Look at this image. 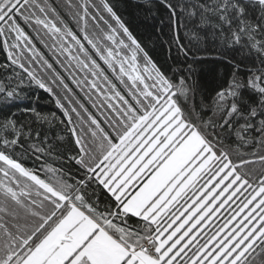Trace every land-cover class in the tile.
Returning a JSON list of instances; mask_svg holds the SVG:
<instances>
[{"label": "snow or ice", "instance_id": "snow-or-ice-1", "mask_svg": "<svg viewBox=\"0 0 264 264\" xmlns=\"http://www.w3.org/2000/svg\"><path fill=\"white\" fill-rule=\"evenodd\" d=\"M145 4L169 45L222 65L195 119L110 0H66L79 31L49 0H0V264H264V0Z\"/></svg>", "mask_w": 264, "mask_h": 264}, {"label": "trees", "instance_id": "trees-1", "mask_svg": "<svg viewBox=\"0 0 264 264\" xmlns=\"http://www.w3.org/2000/svg\"><path fill=\"white\" fill-rule=\"evenodd\" d=\"M73 2L76 3L77 1L73 0ZM94 2L97 6L101 5V0H93L92 3ZM110 2L116 5L118 13L125 20L130 30L162 70L169 76H172L177 83H179L181 78L186 79L191 89L188 92L187 100L181 99V103L186 111L192 113L194 119L197 113L202 115L205 114L207 111L206 109L204 112H201L202 104L207 105L211 103V98L215 94L223 71L222 65L211 58L193 64L191 58L185 57L183 52L174 44L169 45L167 40L169 39L170 32L166 16L162 12H156L155 9L149 11L148 6L145 4V0H110ZM49 3L57 7V10L62 16L68 15L69 10L67 9L66 0H49ZM161 20L164 21L163 24H161ZM68 23L73 29L79 31V27L75 21ZM179 34L184 39V43L189 47H194L199 44L200 47H206L212 52L213 45L216 43L210 35L201 41L193 40L190 43L183 28L180 29ZM201 35H203V33ZM37 46L51 59L52 54L49 49L44 48L39 42H37ZM2 60L3 54L0 53V61ZM190 64L192 65L191 69H189ZM57 68L66 78L68 77V73L64 72L59 65H57ZM82 76L81 74L77 75L78 78ZM69 83L77 96L88 107L89 111L96 115L97 111L94 110L92 103L84 96V92L80 93L75 85H71L70 80ZM85 91H87V89H85ZM39 94L41 99L37 103L40 110L46 113L56 112L58 116L62 115L47 93H43V91L40 90ZM93 99L95 100V94H93ZM62 127L63 126L57 125L50 130L46 129V131L49 137L53 139L57 134L65 136V141L57 142V147H59L61 151L68 150L70 152L73 148L71 138L62 131ZM232 146L235 147V144ZM24 162L29 167L35 166L37 168L43 163V161H38L34 165L32 158L25 159ZM255 167L258 169L259 165L257 164Z\"/></svg>", "mask_w": 264, "mask_h": 264}, {"label": "rangeland", "instance_id": "rangeland-1", "mask_svg": "<svg viewBox=\"0 0 264 264\" xmlns=\"http://www.w3.org/2000/svg\"><path fill=\"white\" fill-rule=\"evenodd\" d=\"M74 1H77L78 2V0H74ZM91 2H93V0H91ZM94 4H95V2H94ZM101 4V3H100ZM91 10V9H90ZM62 16V15H61ZM67 22H71V21H73L72 19H71V17L69 16V15H67V16H62ZM74 31H76L75 29H73ZM91 22H90V27H89V31L91 32ZM46 39V42L48 43V45H49V48L48 49H50L51 48V45H52V43H53V41H51L49 38H47V37H45ZM87 46V45H86ZM60 59H61V61L62 62H65V64H67V62L65 61V57H63V56H61L60 57ZM102 63V62H101ZM72 70H75L74 69V65H73V69H69V71H72ZM76 71V75H78V74H81V76L82 75H84V73L83 72H80L79 70H75ZM67 73V72H66ZM83 77V76H82ZM82 77H80V78H82ZM78 78V77H77ZM79 90V89H78ZM80 91V90H79ZM80 93H82L81 91H80ZM95 99H96V97H95ZM101 100H102V97L100 98ZM97 107H99V104L97 105ZM94 110H96L97 111V108H94ZM96 115H99V113L97 112L96 113ZM228 212H229V209H224V210H221V213L218 215V217L215 219V221H214V224H213V226H212V230H214V228L215 227H218L219 226V224L220 223H222L223 222V220L227 217V215H228Z\"/></svg>", "mask_w": 264, "mask_h": 264}]
</instances>
